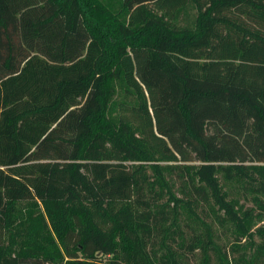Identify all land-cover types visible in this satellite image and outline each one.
<instances>
[{
    "label": "trees",
    "instance_id": "obj_1",
    "mask_svg": "<svg viewBox=\"0 0 264 264\" xmlns=\"http://www.w3.org/2000/svg\"><path fill=\"white\" fill-rule=\"evenodd\" d=\"M0 264H264V0H0Z\"/></svg>",
    "mask_w": 264,
    "mask_h": 264
},
{
    "label": "rangeland",
    "instance_id": "obj_2",
    "mask_svg": "<svg viewBox=\"0 0 264 264\" xmlns=\"http://www.w3.org/2000/svg\"><path fill=\"white\" fill-rule=\"evenodd\" d=\"M224 190L228 196V199L239 200V203L243 208L251 206V204L248 201L243 199L242 195L239 192V189L236 188L233 184L225 185ZM29 209H30L29 207L24 209V210L22 209L23 213L21 214V217H22V221H24L22 227H27V222H28V219L30 217ZM195 211H196V213L200 214V217L202 219H205L207 222L212 221L211 212L209 210H207V207H206V211H208V212L207 213L205 212V214H209L210 217H207V215L205 216V214L201 213L199 208H196ZM189 222H190V225L193 227V229L195 231H197L198 222H196L195 224L192 223L191 220H189ZM213 225H214L213 226L214 238H215V241L217 243L225 245L231 241V229H230V227H221L218 224H213Z\"/></svg>",
    "mask_w": 264,
    "mask_h": 264
}]
</instances>
